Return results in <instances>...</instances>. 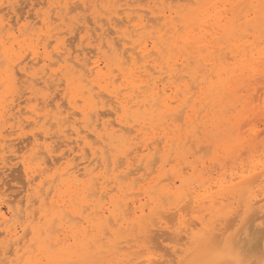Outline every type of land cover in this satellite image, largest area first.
Segmentation results:
<instances>
[{"label": "snow or ice", "instance_id": "6c2138e0", "mask_svg": "<svg viewBox=\"0 0 264 264\" xmlns=\"http://www.w3.org/2000/svg\"><path fill=\"white\" fill-rule=\"evenodd\" d=\"M25 7L15 25L0 19V168L4 185L22 194L0 211V264H264V0L149 4L151 26L145 15L129 14L124 45L146 48L141 59L154 58V75L131 53L129 65L114 38L103 59L85 56L81 65L85 40L98 50L105 44L95 43L100 26L93 33L87 18L97 6L87 0ZM93 73V84L108 81L101 91L117 119L130 121L132 142L144 137L146 153L153 150L152 167L137 169L130 192L113 186L105 199L100 188L99 210L92 188L108 164L86 136L84 148L97 163L84 168L83 179L52 187L57 173L67 176L88 159L66 141L73 116L91 115L84 84ZM142 93L152 104L143 117ZM71 127L79 140L80 128ZM131 155L113 154L122 180L132 174ZM232 155L244 159L229 181Z\"/></svg>", "mask_w": 264, "mask_h": 264}, {"label": "bare ground", "instance_id": "6f19581e", "mask_svg": "<svg viewBox=\"0 0 264 264\" xmlns=\"http://www.w3.org/2000/svg\"><path fill=\"white\" fill-rule=\"evenodd\" d=\"M37 1H39V0H37ZM117 1L118 0H91L89 3L90 5H96L97 6L95 8H89V9L90 10L92 9V11H93L92 13H94L93 19L95 20V23H97L98 26H100V36L96 37L95 40L98 41L96 44H99L100 39L103 38L105 41V44L103 47L107 46L108 41L113 40V37L110 38L108 35L110 33V31L112 30L114 33H116L115 28H116L117 24H119V23L122 24V22L118 23V21L120 19L118 12L122 11L125 14V18H126L127 23H128L129 14L133 13L132 9H134V8H132L130 11L129 6L127 4L129 2V0H124V2L122 4H118ZM164 1H166V0H164ZM186 1H188V0H186ZM7 2L10 6L11 5L10 0H7ZM53 2H59V0H54ZM192 2L195 3V2H197V0H192ZM200 2H215V3H219V4H221V6H223L224 3L231 2V0H200ZM143 3H144V1H143ZM100 5H103V7H99ZM122 5H126L127 7L122 9V8H120ZM148 5H149V3H148ZM125 10H126V12H125ZM136 10L138 11V9H136ZM140 11H142V10H140ZM156 11L162 12L163 8H157ZM145 12H143V13L145 14ZM149 13H151V12H149ZM140 15H141V13L140 14L136 13L135 16H140ZM123 17L124 16L122 15V18ZM109 18H111L112 25H113L111 30H108V26L106 28L104 27V24L108 25ZM149 18L151 20V16ZM147 19H148V17H147ZM153 19H154V17L152 16V20ZM100 21L101 22L103 21V23H101ZM116 35H117V41H113L114 46H115V48L122 50L121 55L123 56L124 59L128 60V64L131 65V59L128 55L129 53H131L132 56H135L138 60H140L141 68L145 69L146 73L154 75L155 73H154V70L152 68V61L154 58L153 57H146L145 59H141V57H143V54H144V52L147 51V49L143 48V46H141V49L133 48L131 41L129 42L128 47H125V45H124V33H123V29H121V28H120V33L119 34L116 33ZM146 42L148 43V46L151 47V37H149ZM87 45H88V43H87ZM103 47L99 48V50L97 48H94V47L89 48V50L87 52H86L85 48H84L85 51H84V49H82L81 54L83 56L81 59V65H83V63H84L83 57L87 56V53H90V56H87V57H89L90 61H91V59H94L97 55H99L100 58L103 59L104 58ZM92 57H94V58H92ZM145 64H146V68H145ZM91 66H92L91 63L89 62L88 67L90 68ZM94 75L95 74L93 73L92 76H86L85 79H86L87 83L84 84V88L87 90H90L89 95L93 96V101H92V103L89 104V107L92 109L91 115L86 120L81 118L79 115L73 116L72 121H69L70 126L67 129L70 131V133H67L68 140L66 141V144L68 147L71 148V146H69V144L72 143V145H73L75 143V148L83 149L85 151L86 149L84 148V139L83 138L86 136L90 142L95 144V147L99 151V156H98L97 160L101 164H103L105 160L107 161L108 174L106 176H104L101 181L97 182V184L93 185V188H92V192L95 194V196H94V199L96 201L95 207L99 210L100 204L104 203V201L101 200L102 193L100 191V188L103 187L104 193H107V196L105 197V199H108L111 197L112 194L109 193L108 190L111 189L113 186H115V188L117 189V192H121L122 191L121 185H124V188L130 192L131 186H132V181L134 178V177H131V175L133 176L135 173L138 172L137 169H141V168H143L145 170V172L149 171V169L152 167V160L149 159V155H150L151 151H153V150H147V153H146V149H145L144 143H143L144 137H141V140L137 141L136 143L132 142L133 130L129 128L130 121H128L127 119H121V120L117 119V113L114 111L112 104H109L107 102L109 99L107 91H101V88L107 87L108 81L106 80L105 84L97 86V84L99 83L98 81H97V84H93V76ZM113 75H115V73H113ZM149 78H151V76H149ZM118 86L119 85L117 84V87ZM163 86H164L163 84H160L161 90H163ZM172 91H174V89H172ZM112 101L114 104L115 103L114 98H112ZM65 108H66V106H65ZM137 109H138V112L141 115V117H143V114L145 112H147V114L150 115L151 110H152V104H151L150 97L148 98V103L145 104V95L142 93L138 97ZM65 115H66V113H65ZM57 116H59V113H57ZM110 116L115 117L114 122L109 120L108 117H110ZM5 118L6 117H0V123L1 124H3V120ZM73 123H77L79 125V128H80L79 140H77L76 134H74L72 131L71 125ZM88 125H91V127H88ZM159 134H160L159 132L156 133L157 136H159ZM146 135H147V133H145V136ZM71 136L74 137L73 140L71 139ZM91 137L93 138V140L90 139ZM241 138H243V134H242ZM70 139H71V141H69ZM125 141H127V143H125ZM3 143H4V138L2 136H0V145H2ZM81 144H82V146H80ZM158 147L160 149H163V144H160ZM125 149L132 151V155L128 159L133 161L132 166L135 165V168L131 167L129 169V172H131L132 174L128 175L126 180H122L119 178L121 175L124 174L122 172L121 167L118 166L115 169V172H113L111 162H112L114 152H119V151H122ZM88 150H89V153L87 152ZM100 150H103V151H100ZM87 151H85V153L87 156H89V158L87 157L88 159L85 162V164H83L82 166H80V164H77L75 171L70 173L67 176L61 177L58 173L56 175V177L52 178L54 181H56V183H53V185H52L53 189H55L56 184L61 183V181H63L66 186L71 185L74 180L81 179L80 175L82 177L84 176V168L85 167H88L89 169H91L92 166L95 163H97V160L92 159V149L87 148ZM174 151H175V148L173 147V152ZM247 155L248 154L245 153V157H247ZM141 158H143V159H141ZM154 159H158V156L154 157ZM243 159H244L243 157H237L236 155L230 156V159L228 161V167H227V173H228V180L229 181L232 180V178H233L232 174L234 172L241 170L240 165L243 163ZM49 160H50L49 163L52 164L51 158H49ZM58 161H59V159L57 158V163H58ZM98 171H102V169H98ZM45 175L50 176L51 174L49 175V174L45 173ZM235 179L237 181H239L240 176L236 175ZM138 180H139V178H138ZM45 187L47 188V185H45ZM139 187H140V185L136 184V188H139ZM91 198L92 197H90V199ZM11 202H12V200H11ZM11 204L12 203H10V205ZM6 207L8 208L11 206L7 205ZM12 207H14V206H12ZM105 207H107L106 204H105ZM6 210H5V212H6ZM0 211H4V210H2L1 206H0ZM89 211H91V209ZM2 223H3L2 220H0V226H2ZM13 231H15V229H13Z\"/></svg>", "mask_w": 264, "mask_h": 264}, {"label": "rangeland", "instance_id": "374dc122", "mask_svg": "<svg viewBox=\"0 0 264 264\" xmlns=\"http://www.w3.org/2000/svg\"><path fill=\"white\" fill-rule=\"evenodd\" d=\"M54 1V0H53ZM90 1L91 0H87V3H90ZM132 1V0H131ZM130 0H129V2L127 3L128 4V6H129V9H130V11H131V9L132 8H134V9H132V11H133V13L131 14L132 16L134 15H136V13H141V15H145V16H147L148 17V20H150V16H151V20L150 21H152V14L151 13H149V11H148V8H147V6L146 5H148V3L149 4H151V5H155V4H157L158 2L160 3V4H167V3H174V4H182V3H186V2H188V1H186V0H166V1H164V0H133L132 2H131ZM143 1H144V3H143ZM21 2V3H20ZM28 2V3H27ZM33 2V0H10V6H9V4H8V2H7V0H0V19H3L4 21H6V22H8V23H10V24H12V25H15L16 24V19H17V17L18 16H23V15H26V14H28L27 13V8L25 7L26 5H29V4H31ZM36 2H37V4L39 3V1H37L36 0ZM124 2V0H118L117 1V3L118 4H122ZM157 2V3H156ZM132 3V4H131ZM140 3H143L144 5H145V7L144 8H141V9H139L138 11L136 10V8L135 7H133L134 5H136V4H140ZM153 3V4H152ZM5 5V6H4ZM9 6V7H8ZM24 6V7H23ZM4 7V8H3ZM22 7V8H21ZM127 6L126 5H122L120 8H126ZM8 9V10H7ZM127 10V9H126ZM126 10H125V12H126ZM140 10H142V11H140ZM146 11V12H145ZM93 11H92V9L90 10L89 9V13H92ZM120 12V13H119ZM118 12V15H119V17H120V19H119V21H118V23L119 22H122V24H117V26L119 25L120 26V28L121 29H124V27H127L128 26V23L126 22V18H125V14L122 12V11H119ZM122 12V13H121ZM143 12H145V14L143 13ZM7 13V14H6ZM19 13V14H18ZM13 15V16H12ZM33 15H34V10H33ZM122 15L124 16L123 17V19H122ZM13 20H12V19ZM11 19V20H10ZM88 20H89V22H91L92 20H93V16L92 15H90L89 16V18H87ZM104 21V20H103ZM103 21L101 22V23H103ZM149 21V25L151 26V22ZM21 22H23L22 20H21ZM105 22V21H104ZM134 22V21H133ZM14 23V24H13ZM106 25V26H105ZM127 25V26H126ZM89 26L93 29V33H95V31H96V28H97V26H98V24L97 23H90L89 24ZM104 27L106 28L107 27V24H104ZM108 30H111V28H109L108 27ZM111 33V34H110ZM110 33L108 34L109 35V37L110 38H114V40L113 41H117V35H116V33H114L112 30L110 31ZM77 39H78V37H77ZM95 39H96V37H95ZM98 41H96L95 40V43H97ZM87 43H89L88 42V40H85V42H84V48L86 49V52L89 50V47H88V45H87ZM83 48V49H84ZM88 48V49H87ZM106 47H103V49H105ZM85 49H84V51H85ZM80 55H81V58H82V54L80 53ZM87 56H90V53H87ZM92 58H94V57H92ZM118 84V83H117ZM66 106V102H65V104H64V107ZM113 117V118H112ZM109 118V120H111V121H115L114 119H115V117L114 116H110V117H108ZM113 119V120H112ZM77 122V121H76ZM75 124H77V123H75ZM78 125V124H77ZM0 127H3V124H1L0 123ZM78 127H79V125H78ZM67 133H70V131L69 130H67ZM71 139L73 140L74 139V137L73 136H71ZM71 139L69 140V141H71ZM90 139H92L93 140V138L91 137ZM91 140V141H92ZM17 143H19L18 141H17ZM10 146H11V144H10ZM69 146H71V147H75V143L72 145V143H70L69 144ZM80 146H82V144L80 145ZM68 147V146H67ZM85 151H87V149L85 150ZM88 153H89V150L87 151ZM89 155V154H88ZM88 158H89V156H87ZM49 161L50 160H48V163H49ZM58 163H59V161H58ZM50 165L49 166H51V167H53V170L55 169V166L54 165H52L51 163H49ZM77 164H79V163H77ZM80 166H82L81 164H80ZM132 167H134L135 168V165L134 166H132ZM144 169L143 168H141L140 169V171H142V172H145V170L143 171ZM2 171V172H1ZM2 173H3V169L2 168H0V198H4L5 196L7 197V201H11L12 200V204L10 205V203H8L7 204V202L5 203V205L3 204V205H0L1 206V208H2V210H6L7 209V205L8 206H14L15 207V205H16V203L20 200V197H21V193H19L17 190H16V188L13 186V184L12 183H9L8 185H4V183H3V175H2ZM145 173H147V172H145ZM12 174V176H16L17 175V173L16 172H12L11 173ZM47 174H49L50 175V173H47ZM58 174V173H57ZM2 175V176H1ZM84 177V176H83ZM83 177L80 175V178L81 179H83ZM131 177H135V178H137V180H138V178L140 179V172H137V173H135L133 176L131 175ZM150 180H151V177H148L147 178V180H145V183L147 184L148 182H150ZM55 183H56V181H55ZM137 185H140L139 183L137 184ZM5 189V190H4ZM27 191V189L25 188V192ZM13 207V208H14Z\"/></svg>", "mask_w": 264, "mask_h": 264}]
</instances>
